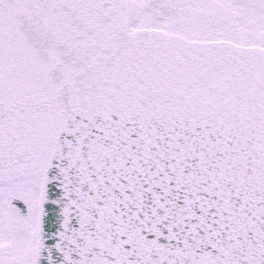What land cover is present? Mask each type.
<instances>
[{
  "label": "snow or ice",
  "instance_id": "1",
  "mask_svg": "<svg viewBox=\"0 0 264 264\" xmlns=\"http://www.w3.org/2000/svg\"><path fill=\"white\" fill-rule=\"evenodd\" d=\"M0 264H264V0H0Z\"/></svg>",
  "mask_w": 264,
  "mask_h": 264
}]
</instances>
